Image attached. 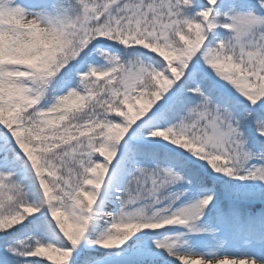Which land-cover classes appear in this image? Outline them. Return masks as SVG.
I'll list each match as a JSON object with an SVG mask.
<instances>
[{
  "label": "snow or ice",
  "instance_id": "1",
  "mask_svg": "<svg viewBox=\"0 0 264 264\" xmlns=\"http://www.w3.org/2000/svg\"><path fill=\"white\" fill-rule=\"evenodd\" d=\"M47 262L264 264V0H0V264Z\"/></svg>",
  "mask_w": 264,
  "mask_h": 264
},
{
  "label": "trees",
  "instance_id": "2",
  "mask_svg": "<svg viewBox=\"0 0 264 264\" xmlns=\"http://www.w3.org/2000/svg\"><path fill=\"white\" fill-rule=\"evenodd\" d=\"M38 259H46V258L41 257V258H38ZM47 264H51V262H47Z\"/></svg>",
  "mask_w": 264,
  "mask_h": 264
},
{
  "label": "rangeland",
  "instance_id": "3",
  "mask_svg": "<svg viewBox=\"0 0 264 264\" xmlns=\"http://www.w3.org/2000/svg\"><path fill=\"white\" fill-rule=\"evenodd\" d=\"M229 258H231V257H229Z\"/></svg>",
  "mask_w": 264,
  "mask_h": 264
}]
</instances>
